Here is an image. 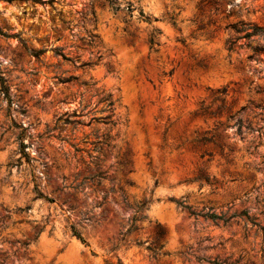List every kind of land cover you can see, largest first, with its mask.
Listing matches in <instances>:
<instances>
[{"label": "rangeland", "instance_id": "374dc122", "mask_svg": "<svg viewBox=\"0 0 264 264\" xmlns=\"http://www.w3.org/2000/svg\"><path fill=\"white\" fill-rule=\"evenodd\" d=\"M39 1H0V264H264V0Z\"/></svg>", "mask_w": 264, "mask_h": 264}, {"label": "trees", "instance_id": "16d2710c", "mask_svg": "<svg viewBox=\"0 0 264 264\" xmlns=\"http://www.w3.org/2000/svg\"><path fill=\"white\" fill-rule=\"evenodd\" d=\"M0 1H4V2H7V3H12V2H23V1H28V0H0ZM31 2L35 3V2H40L39 0H31ZM236 33V48H241L240 46H238V42L239 40H246L248 41V43H251V42H256L258 43L257 44V47L255 49H253V53L254 54H257L259 52H264V35L261 36L260 34L264 32L258 28V27H255V26H247V27H240V28H236V30L234 31ZM240 34H243L242 36H240ZM0 36L2 37H6V35L4 33H2L1 29H0ZM263 38V41H260V39ZM263 42V43H262ZM148 43L150 44V46L152 45V40L150 39L148 41ZM235 45V42H228V50L231 51L233 49ZM42 53H44V51H37V52H32L30 53L31 55H33L34 57L38 58ZM64 60H66L65 56L64 55H60ZM93 63H84V64H81L80 65V68H84V67H90L92 66ZM173 73V70H170L167 75H171ZM164 76H166V74H163ZM70 81H77V78L76 77H71V78H68L66 80H64L62 83H69ZM81 85L83 86H86L87 84L85 83H82ZM0 92L4 95L5 98L8 97V94H7V88L5 86V83H4V80L2 79V77H0ZM101 103H103L105 106L102 110L103 113H106V116L101 118V122L105 125V126H113L114 125V122L112 121V107H113V101L111 100V96L110 95H106V96H103L100 101ZM259 110L262 112V113H259L257 116H260L262 117L263 121H264V108H259ZM250 126V123L247 124V126L245 127L246 130H249ZM264 127V126H263ZM243 128V125H242V122L239 121L238 122V127H237V131L239 132L241 129ZM259 132V130H257ZM24 134V130L21 131V134L20 135H23ZM110 140V136L109 134H105L102 136V139L100 141H97L95 144L96 145H99L100 147H109V143L108 141ZM201 141H205V139H201ZM21 146L23 149L26 148V146L21 143ZM101 150V148L99 149H96V151H99ZM129 155V152H126L125 153V159L127 158V156ZM127 164V161L125 160L123 165H126ZM96 178V179H100L102 178V176L100 175H96L92 178H89L87 179L88 181H93V179ZM126 184H129L128 182ZM187 209V208H185ZM190 215H193V216H199L193 212H189ZM201 217L205 218V219H209L211 221H219V220H222L223 217L221 215H216L214 213H206V214H203V215H200ZM259 227V230L261 231V233L264 235V225L263 226H258ZM73 234L78 237L80 239V236L79 234L74 230L73 231ZM162 235V232H159L158 233V236H161ZM212 264H225L224 262L222 263H217V262H214Z\"/></svg>", "mask_w": 264, "mask_h": 264}, {"label": "bare ground", "instance_id": "6f19581e", "mask_svg": "<svg viewBox=\"0 0 264 264\" xmlns=\"http://www.w3.org/2000/svg\"><path fill=\"white\" fill-rule=\"evenodd\" d=\"M158 207V206H157ZM157 210H158V214L159 215H161V216H163L164 215V212L162 211V209H160V208H156Z\"/></svg>", "mask_w": 264, "mask_h": 264}]
</instances>
